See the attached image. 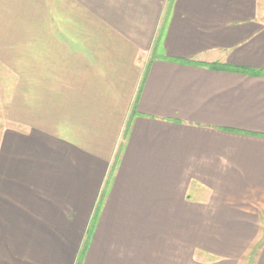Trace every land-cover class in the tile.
Returning <instances> with one entry per match:
<instances>
[{"label":"crops","instance_id":"1","mask_svg":"<svg viewBox=\"0 0 264 264\" xmlns=\"http://www.w3.org/2000/svg\"><path fill=\"white\" fill-rule=\"evenodd\" d=\"M262 231L264 0H0V264H264Z\"/></svg>","mask_w":264,"mask_h":264},{"label":"trees","instance_id":"2","mask_svg":"<svg viewBox=\"0 0 264 264\" xmlns=\"http://www.w3.org/2000/svg\"><path fill=\"white\" fill-rule=\"evenodd\" d=\"M114 167H112V171L111 172H113ZM263 241H264V231H262V234H261L260 238L258 239V241L256 243H254L252 245V247L250 248V252L248 253L249 261H251V259L253 258V256L256 254L258 248L261 246V244L263 243ZM82 254H83V252H82Z\"/></svg>","mask_w":264,"mask_h":264}]
</instances>
